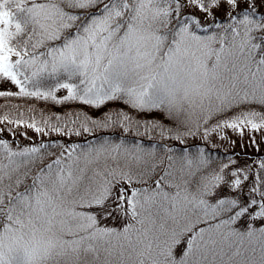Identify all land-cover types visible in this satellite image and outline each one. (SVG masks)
Returning a JSON list of instances; mask_svg holds the SVG:
<instances>
[{
	"label": "snow or ice",
	"instance_id": "obj_1",
	"mask_svg": "<svg viewBox=\"0 0 264 264\" xmlns=\"http://www.w3.org/2000/svg\"><path fill=\"white\" fill-rule=\"evenodd\" d=\"M0 77L19 87L0 95L117 105L56 123L0 115L37 132L208 142L249 128L259 149L264 0H0ZM51 143L59 154L0 139V264H264V156L123 136Z\"/></svg>",
	"mask_w": 264,
	"mask_h": 264
},
{
	"label": "trees",
	"instance_id": "obj_2",
	"mask_svg": "<svg viewBox=\"0 0 264 264\" xmlns=\"http://www.w3.org/2000/svg\"><path fill=\"white\" fill-rule=\"evenodd\" d=\"M19 87L15 89L14 91H5V92H18ZM67 94V90L64 88L56 89V95L58 96H64ZM117 105L116 103H109L107 105V108L104 106H101L100 108H94L91 105H88L82 101L79 100H66L62 102H57L56 100H53L51 98H43L41 97H33L28 95L23 96H16V95H0V115H4L5 113H8L11 116H17L20 113V110H23V116L27 120L31 118L33 115L35 116V119L37 121H40L43 117H48L52 123H56L57 117L55 114L59 113L61 120L65 118V116L69 113L73 114H79L81 118H83V113H88L91 116L99 117L102 115L103 112L107 111L110 108H115ZM121 107H123V104H120ZM31 109V111H29ZM166 124L170 123L167 119L164 121ZM43 128V125H41ZM120 128V126L116 127ZM97 132H84L81 131L77 135H82V137L78 138H71L67 134V127L65 128L64 132H55L51 131L52 133L57 134L54 138H39L33 141H21L19 139H16L15 142L12 144L13 147L17 146V141H19V146H23L26 144H46V151L48 152H54L56 154H59V148L56 144H52L51 142H59V143H68L71 144L73 142L80 143L81 145L85 144L86 142H91L93 137L96 139H99L101 135L105 136H112L113 139H119L120 136H123L128 143H134L137 141L143 142V144L147 147L151 143H155L158 146L163 143H168L170 145H175L177 147H188L190 144H202L201 141L199 142H193V143H187L183 144V142L175 140V139H167L164 138L162 140H158L156 138H146L142 135H139L136 133L137 131L135 129L132 130V132L125 133L120 130L116 129H96ZM90 135H87V134ZM5 137L0 135V139H4ZM8 139V138H7ZM161 139V138H160ZM11 142L14 141L11 139H8ZM210 151H212L214 154L219 155L221 157H224L225 159L231 155L233 152H235L238 155V152L236 151H223L220 149H212L207 147ZM236 155V156H237ZM234 156L233 158H235ZM258 156H264V154L257 155ZM245 163H251V162H245Z\"/></svg>",
	"mask_w": 264,
	"mask_h": 264
},
{
	"label": "rangeland",
	"instance_id": "obj_3",
	"mask_svg": "<svg viewBox=\"0 0 264 264\" xmlns=\"http://www.w3.org/2000/svg\"><path fill=\"white\" fill-rule=\"evenodd\" d=\"M15 85L16 84L12 82L10 79L0 77V91H14L15 89L18 88ZM151 115H156L157 118H162V116L157 113H153ZM151 115L147 116V118H151ZM141 118H145V117L142 116ZM9 127H11L15 132V137H13L12 133L8 131ZM0 128L4 129L3 132H0V135L11 140L14 139V141H12V144L15 142L16 139H19L21 141H33L39 138H54L57 135L49 130H42L41 132H37L35 131V129L28 126L27 124L15 125L8 121H0ZM114 129L123 131L122 127L114 128ZM225 131L229 139H222L219 133H214L213 139L208 142H205L199 136L188 137L186 138L185 141H181V142H183V144H187V143L201 141L203 145L212 149H220L223 151H236L238 152V155L234 159L237 160L240 164H244L245 162H251L256 155L264 154V141H261V146L259 149H257L254 145L250 143L251 131L249 128L245 129V134L243 135V137H241V135L238 132H234L230 127L226 128ZM25 132L27 133V136L24 135ZM96 132L97 130H94V133ZM138 134L146 138H156L158 140H162L160 139L158 132L144 134L143 129H141V131ZM87 135L90 134L88 133ZM70 137L78 138V137H82V135H77L76 133L73 132L70 135ZM257 139L258 140L260 139L259 133H257ZM231 141H235V143H231Z\"/></svg>",
	"mask_w": 264,
	"mask_h": 264
}]
</instances>
